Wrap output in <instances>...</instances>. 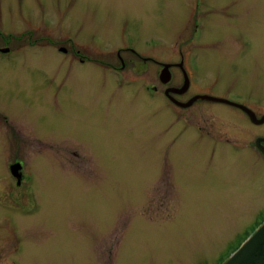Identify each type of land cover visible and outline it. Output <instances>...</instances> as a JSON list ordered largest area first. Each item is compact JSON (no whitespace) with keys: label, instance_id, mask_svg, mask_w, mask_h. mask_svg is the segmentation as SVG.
Returning <instances> with one entry per match:
<instances>
[{"label":"rangeland","instance_id":"rangeland-1","mask_svg":"<svg viewBox=\"0 0 264 264\" xmlns=\"http://www.w3.org/2000/svg\"><path fill=\"white\" fill-rule=\"evenodd\" d=\"M0 34V49L21 48L0 54V136L16 131L0 137L5 264H224L264 223L261 156L217 145L144 78L111 71L120 53L132 79L162 86L170 65L177 84L172 66L190 55L197 92L264 102V0H0ZM202 106L209 119L194 107L189 123L213 112L220 129L250 126ZM16 159L18 203L7 198Z\"/></svg>","mask_w":264,"mask_h":264},{"label":"flooded vegetation","instance_id":"flooded-vegetation-1","mask_svg":"<svg viewBox=\"0 0 264 264\" xmlns=\"http://www.w3.org/2000/svg\"><path fill=\"white\" fill-rule=\"evenodd\" d=\"M194 31H197L194 30ZM0 35H4V34H0ZM41 41H46L47 43L45 45H56L57 43L52 42L50 39H40ZM38 40H28L27 45H29L30 47H36V46H41V43H37ZM70 44L73 46L74 45L72 40H69ZM8 45V46H7ZM75 48V47H74ZM129 51H131L133 53V55L135 57L140 58L141 60L144 61V63L146 62H151L154 61L152 58H148V57H143V55L141 53H138L137 51H132L130 49H128ZM18 51H21V48H17V49H11L9 47V43H6V46H4L2 49H0V54L1 55H11L13 53H17ZM57 51H59L61 54H63L64 56L67 57H71L74 59H78L77 55L74 53V50L70 53L69 50L66 47H58ZM184 56V55H183ZM117 68L115 69V67H112L113 72L116 73V75L118 76H122V75H126L125 77H123L124 79L128 78L130 80H137L139 77L144 78V84H143V88L145 90V92L148 93V95L150 97L153 98H157V97H162L163 99H165V101H167L169 104H171V106L176 109L178 117L180 118H185L184 120L182 119L183 123H186V126H189L190 129H194V131H198L201 135H205V136H209L210 138H212V140L217 143V145H223V146H235L236 150H240V149H247L249 151H254L257 153L258 156H261L264 159V153L262 152V149H264V131H260L258 130V128H264V102H261L259 99L254 98L252 95H248L245 98H241V99H232V98H225L223 96H216V95H212L209 92H197L195 89V79L193 78V72L190 71V66L188 68V61L190 58V55L188 56L187 60H186V64H185V58L182 57L181 62L180 63H174L173 64V68L174 69H178L179 71L181 70V72L183 73V82L177 83V84H173L174 81L173 79V75L171 72V68H169V73H170V80L168 82H164L165 76L162 77V71L164 70L165 66H163L159 78H160V82L162 83V86L160 85H152L149 86L148 85V78L146 76H144L143 74H139L137 72H135L137 74L136 78L132 79L133 76L129 77V73L131 72V68L128 66L127 62H131V60H127V62H125L124 58L121 56V54H117ZM81 61H84L83 59ZM114 61V60H113ZM112 61V62H113ZM85 62V61H84ZM111 62V63H112ZM178 78L180 77L179 74ZM177 76H175L176 79ZM174 79V80H175ZM186 79H188L189 81V86L187 88V90H184V85L186 82ZM172 82V83H171ZM172 84V85H170ZM172 90H177V91H183V92H173ZM202 95H210L213 97H218V98H223L226 100H229L233 103H236L237 105L241 106H235V105H229L226 103H216V102H211V101H207V100H202V99H198L197 101L193 102L190 106L188 107H182L178 104H176L172 99H174L175 101L179 102V103H188L189 101H191L194 97L197 96H202ZM224 104L227 105L229 107H232L236 110H238L241 113V117L246 120L250 126H244V125H236L233 124V132L228 131V130H223L220 129L217 125H216V121H217V117L214 115V113L211 110V114L215 117L214 121H212V123H207L206 126L205 125H201L199 123H197V125L189 123L190 121V116H187L185 114V112L187 110H190L192 108L195 107V109L201 111L200 112V117H204V119L207 121L208 115L209 113H205V111H207L208 109H204L202 104ZM163 105V104H162ZM159 109L161 111H163L162 108L159 107ZM185 111V112H184ZM4 121V120H2ZM6 122V120H5ZM6 124H8L6 122ZM9 125V124H8ZM256 128L255 130L253 129V127ZM11 131L6 130L8 133L6 135L9 136L10 141H12V138L14 137V134L16 133L15 128L13 126L10 127ZM240 130V131H239ZM4 134H2L0 137L2 138V144L3 146H6L7 144V140L5 138ZM14 142V141H13ZM13 144V143H12ZM11 144V147H12ZM225 144V145H224ZM212 153L215 152V150L210 151ZM20 162L22 164V169H21V181L19 182L18 178L16 176H14L12 174L11 171V166H9V173L12 177V181H9V191L7 193V198H9V200L11 199V201L18 203L19 201H21L22 197L26 198L27 195V183H26V179H25V168H24V164L23 161H19V160H15V163ZM14 163V164H15ZM16 181H15V180ZM5 186H3L2 188H0V218L3 214V210H4V206H5ZM3 221V220H2ZM2 221L0 219V224L2 225ZM3 226V225H2ZM1 228V226H0ZM8 235H9V240H8V244H9V248L11 249L13 254H16L18 252V245H11L10 244V238H11V234L12 232L10 230H8ZM1 240L2 242L4 241V237H2L0 235V244H1ZM1 248V247H0ZM2 249H0V264H5V258L4 255H2ZM8 263L9 264H17L14 261H10L8 259Z\"/></svg>","mask_w":264,"mask_h":264},{"label":"water","instance_id":"water-1","mask_svg":"<svg viewBox=\"0 0 264 264\" xmlns=\"http://www.w3.org/2000/svg\"><path fill=\"white\" fill-rule=\"evenodd\" d=\"M169 66L170 65H165V68L162 71V77L165 76L164 82H168L170 80ZM188 86L189 81L188 79H186L184 90H187ZM172 91L183 92L177 90ZM198 99L216 103H226L229 105L241 107L229 100L213 97L210 95L194 97L191 101L186 104L179 103L174 99L172 100L182 107H188ZM262 152L264 153V149H262ZM21 168L22 167L20 164H15L11 167L12 174L18 178L19 182L21 181ZM225 264H264V224L249 239H247V241L229 258V260Z\"/></svg>","mask_w":264,"mask_h":264}]
</instances>
